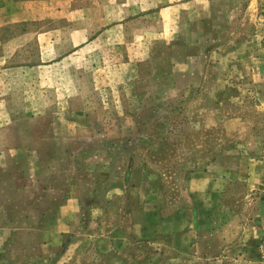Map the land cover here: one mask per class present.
<instances>
[{
  "label": "rangeland",
  "instance_id": "rangeland-1",
  "mask_svg": "<svg viewBox=\"0 0 264 264\" xmlns=\"http://www.w3.org/2000/svg\"><path fill=\"white\" fill-rule=\"evenodd\" d=\"M178 1L94 5L71 70L0 73V264H264V5ZM51 28H0L4 65Z\"/></svg>",
  "mask_w": 264,
  "mask_h": 264
},
{
  "label": "crops",
  "instance_id": "crops-1",
  "mask_svg": "<svg viewBox=\"0 0 264 264\" xmlns=\"http://www.w3.org/2000/svg\"><path fill=\"white\" fill-rule=\"evenodd\" d=\"M125 1L126 0H99V2H97V0H0V28L11 23L31 22L36 20L67 21L70 22L71 25L73 24V28L67 32L63 31L61 28H51L39 33V39H42L39 51L40 63L31 64L29 62H21L18 65H4V63H8V56L2 53L0 59L3 58V61L0 65V73L15 69H21L23 71L54 68L60 69L61 71L64 69V71L68 69L71 70L70 66H63L64 60L75 56L79 53V49H81L83 44L88 42L89 39L95 38V35L91 32L92 30H89V27H86V25L81 24L84 18L89 15L93 16V9L90 10L89 8H93L94 5H101V7H103V16L105 19L107 13L106 9H111L113 2L123 6L126 4ZM209 1L210 0H180L173 5L169 4L158 9L157 13L160 15V13L163 14L166 12L168 16H170L171 12L177 11L179 13L177 17L183 14L185 18L194 14L201 15L207 12ZM256 2L264 5V0H250L248 2L245 15H247V18L250 17V22L256 20L257 15H253V7L256 5ZM233 17V27L236 28L237 23L240 24L238 18L241 17V14L233 15ZM258 20L264 22V14L263 16H259ZM123 21H125V19L122 18L121 22ZM104 23H111V20ZM248 37H250V40L253 42L258 39L259 46H261L264 53V26L261 29H256V26L250 28ZM61 42L68 45V49L62 53H60L58 49ZM251 64L254 65L255 63L251 62ZM258 65L256 69L258 71H264V58ZM251 69L255 70V67L251 66ZM64 81L62 86H69V83L66 80ZM263 181L264 178H260L257 182L262 183ZM190 185H193V182H190Z\"/></svg>",
  "mask_w": 264,
  "mask_h": 264
}]
</instances>
